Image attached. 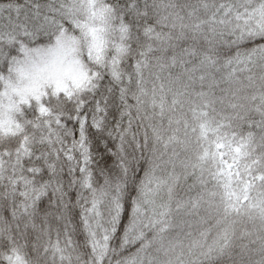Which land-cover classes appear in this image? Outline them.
Wrapping results in <instances>:
<instances>
[{"label": "snow or ice", "instance_id": "snow-or-ice-1", "mask_svg": "<svg viewBox=\"0 0 264 264\" xmlns=\"http://www.w3.org/2000/svg\"><path fill=\"white\" fill-rule=\"evenodd\" d=\"M0 264H264V0H0Z\"/></svg>", "mask_w": 264, "mask_h": 264}]
</instances>
